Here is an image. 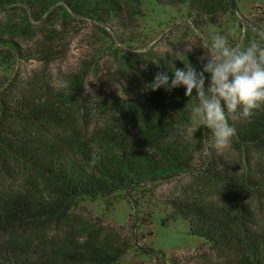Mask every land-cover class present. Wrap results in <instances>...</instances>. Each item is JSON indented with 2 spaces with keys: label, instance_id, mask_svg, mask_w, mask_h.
I'll return each instance as SVG.
<instances>
[{
  "label": "rangeland",
  "instance_id": "1",
  "mask_svg": "<svg viewBox=\"0 0 264 264\" xmlns=\"http://www.w3.org/2000/svg\"><path fill=\"white\" fill-rule=\"evenodd\" d=\"M231 1L236 16L226 14L221 22L203 23L201 29L180 10L149 0L140 5L121 2V19L103 25L55 7L42 15L25 7L0 10V50L12 51L8 41L17 50L13 66L0 68V96L5 98L0 101V134L27 132L45 144L48 140L31 125L3 118L1 112L7 103L48 102L61 109L62 129L72 131L78 141L92 140L105 130L138 135L139 127L128 119L129 103L145 95L164 98L179 91L182 87L170 93L163 88L145 91V85L156 72L168 71V63L183 68V62L190 61L202 70L198 59L204 55L202 38L211 41L219 32L230 46L245 49L253 41L264 45V0ZM188 47L190 52L185 51ZM168 74L172 76L171 71ZM196 103L195 95L185 112L188 120L162 134V144L184 153L190 170L157 183L154 198L197 204L212 222L259 241L264 238V182L256 167L264 165V147L233 139L229 148L209 155L202 140L206 137L210 144L212 133H204L206 127L199 128L193 117ZM7 167L9 173L0 175V194L29 187L25 184L29 181L40 194L42 187L34 175L16 170L12 163ZM210 169L212 176L201 174ZM141 217L125 199L112 210L99 201L81 203L56 224L0 231V264H95L91 260L102 258H91L88 249L96 246L104 252L116 250L111 264H170L171 258L186 264H235L229 252L211 249L190 236L186 223L170 220L161 205L156 204L150 219L140 221Z\"/></svg>",
  "mask_w": 264,
  "mask_h": 264
},
{
  "label": "trees",
  "instance_id": "2",
  "mask_svg": "<svg viewBox=\"0 0 264 264\" xmlns=\"http://www.w3.org/2000/svg\"><path fill=\"white\" fill-rule=\"evenodd\" d=\"M144 1L0 0V10L9 12L25 7L42 15L55 7L64 14L82 15L103 25L121 19V2L140 5ZM149 1L159 7L180 10L198 29L203 23L221 22L226 14L236 16L231 0ZM130 12L135 13L132 9ZM7 44L12 51L0 50V68L9 70L17 50L11 41ZM194 96L195 92L192 97L186 96L182 87L164 98L145 95L142 100H132L126 111L128 119L139 127L138 135L124 130H105L94 139L83 141L74 138L72 131L62 129L64 117L56 105L6 102L1 112L3 118L31 125L37 135L48 141L42 144L37 136L31 138L27 132L0 134V175L4 177L9 173L7 165L12 163L17 166L16 170L34 175L37 186L42 187L38 194L31 187L33 181H29L25 183L29 187L23 185L17 192L0 194V231L56 224L71 208L85 202L99 201L106 210H112L118 201L125 199L137 214L142 213L144 217L140 221L150 219L156 204L161 205L170 220L186 223L190 236L202 240L211 249L229 252L235 264H264L263 237L259 241L248 239L229 226L212 222L203 207L189 201L154 198L153 188L157 183L190 170L184 153L171 144H162V134L174 124L188 120L185 112ZM4 100V96H0V101ZM229 123L236 128L233 139L253 147H264L263 108L257 110L250 121L230 119ZM209 131L206 128L204 133ZM256 169L258 178L264 182V165ZM201 174L212 176V169ZM88 253L91 258H102L91 260L95 264H111L117 252L114 249L104 252L96 246L90 247ZM169 260L170 264H186L176 258Z\"/></svg>",
  "mask_w": 264,
  "mask_h": 264
},
{
  "label": "clouds",
  "instance_id": "3",
  "mask_svg": "<svg viewBox=\"0 0 264 264\" xmlns=\"http://www.w3.org/2000/svg\"><path fill=\"white\" fill-rule=\"evenodd\" d=\"M199 46L204 50V55L198 57L202 70L197 71L190 61L183 62V68L168 63L172 76L168 71L156 72L145 91L163 88L170 93L184 87L188 97L195 92L198 103L192 107V115L199 128L206 127L212 133L210 144L206 137L202 142L209 155L213 151L219 154L231 146L236 136L229 120L250 121L257 110L264 108V45L253 41L245 49L230 46L228 38L217 32L211 41L202 38ZM191 50L188 47L185 51ZM141 68L147 70L145 65Z\"/></svg>",
  "mask_w": 264,
  "mask_h": 264
}]
</instances>
